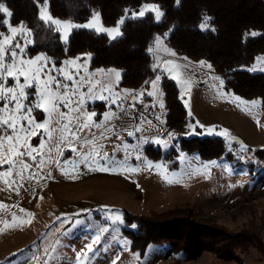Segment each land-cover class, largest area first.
<instances>
[{"label":"rangeland","instance_id":"rangeland-1","mask_svg":"<svg viewBox=\"0 0 264 264\" xmlns=\"http://www.w3.org/2000/svg\"><path fill=\"white\" fill-rule=\"evenodd\" d=\"M141 7L129 10L138 12ZM131 11L125 22L136 19L131 18ZM149 14L154 16L147 12L138 18ZM91 19L77 24H86ZM162 21L163 17L158 23ZM75 30L96 32L92 28H77L72 29L71 34ZM58 33L66 46L71 34L65 43L62 33ZM98 34L109 37L105 32ZM121 37L109 38L114 41ZM164 45L171 49L166 39ZM153 49L150 53L154 64H160L155 67L152 79L160 76L158 88L162 95L159 99L147 95V91H152L149 86L143 88L146 90L143 97L135 101L125 99L123 90L141 89L121 88V70H118L120 80L113 86V92L120 94L115 104L111 103L113 96L108 92L102 93L106 99H85L84 111L95 112L93 120L101 125L87 132L90 140L103 146L98 148L99 155L94 156L96 163L92 158L86 163L81 160L82 155L92 150L90 146L80 149V155L65 148L62 157L52 153L54 159H59V166L52 162L41 170L36 166L41 156L36 157V162L26 160L32 167L25 176L38 172L39 182L25 180L11 187L0 182V204L6 206L0 209V229H4L3 221L11 225L0 232V264H232L221 260L231 255L243 264H264V108L261 101L241 98L260 101V104L238 106L233 100L238 96L226 90L224 77L212 66L210 69L201 67L200 62L185 60L186 57L177 54L168 55L155 46ZM80 58V64L87 61L88 72L97 70L91 68L92 57L90 60L86 55ZM163 61L181 65L190 62L184 75L191 79V88L182 90L174 80L193 119L185 130H172L167 126L162 84L164 76L172 78L164 72ZM80 75H84L83 70ZM58 79L63 80V77ZM93 79L107 82L113 78L97 75ZM9 83L14 82L9 79ZM81 92L87 93L88 88H81ZM38 110L33 111V116L37 122H43L46 114L39 110L43 115L39 119ZM61 110L68 111L63 107ZM111 113H115V117L105 121V114ZM137 126L142 130L135 131ZM224 130L228 136L223 134ZM40 131L41 135L30 138V143L37 148L47 139ZM129 131L135 135L129 136ZM7 132L11 134L10 129ZM195 137L222 139L227 154L219 159L203 160L199 152L182 151V142ZM157 140L159 143L155 142ZM172 149L178 155L167 159ZM137 155L141 158L137 159ZM43 158L47 160V154ZM149 163L163 167H148ZM105 168L108 171L101 170ZM7 170V165L0 167V173ZM13 173L9 179L19 181L15 170ZM13 215L17 217L15 223ZM137 220L149 232L171 221L180 223L177 225L181 229L196 227V233L205 234L203 238L197 236L199 258L183 261L167 244L151 245L143 254L134 250L129 232L137 231L139 225L134 223ZM236 236L248 237L251 244L244 242L243 248L238 244L231 251L230 238ZM90 244L91 252L88 251ZM82 253H86L87 258Z\"/></svg>","mask_w":264,"mask_h":264},{"label":"trees","instance_id":"trees-1","mask_svg":"<svg viewBox=\"0 0 264 264\" xmlns=\"http://www.w3.org/2000/svg\"><path fill=\"white\" fill-rule=\"evenodd\" d=\"M0 3L12 13L10 23L13 26L23 22L32 29L35 43L27 49L28 58L44 54L60 66L65 60L90 53L92 69L121 70L120 87L140 90L148 88L145 81L155 76L154 57L149 48L154 46L155 37L168 33L166 44L177 55L193 62L209 63L224 77L227 91L245 100H260L264 108V74L247 71L257 58L264 57V0H179V4L177 0H48L53 17L83 23L94 12H99L107 27L116 25L125 16V9H137L144 4L158 5L164 13L160 23L152 14L127 20L122 27V37L114 41L94 31L75 30L66 46L54 27L39 19L36 0H0ZM40 3L43 4V0ZM204 16L211 18L207 30L199 27ZM4 19L7 17L0 13V21ZM0 30L7 33L2 23ZM162 87L167 126L172 130H185L193 119L183 104L176 82L164 76ZM38 113V118L42 119V112L38 110ZM180 147L188 154L199 152L203 160L219 159L227 154L225 142L220 138L195 137L183 141ZM177 155L172 149L167 159ZM134 223L139 225L137 231L128 232L132 236L133 249L141 254L151 245L167 244L183 261L199 258L197 236L203 238L205 234L196 233V227L181 229L178 222L171 221L149 232L142 222ZM230 242L231 251L238 244L241 248L244 242L251 244L248 237L241 236L230 238ZM221 260L243 264L233 255Z\"/></svg>","mask_w":264,"mask_h":264},{"label":"snow or ice","instance_id":"snow-or-ice-1","mask_svg":"<svg viewBox=\"0 0 264 264\" xmlns=\"http://www.w3.org/2000/svg\"><path fill=\"white\" fill-rule=\"evenodd\" d=\"M36 4L39 9V19L49 27L54 26L55 31L61 32L65 43L68 41L71 30L77 28H92L97 33L105 32L111 39H116L123 35L121 26L124 24L125 19L129 18V12L131 11L125 9V16L117 21L115 27L105 28L98 12L93 13L92 19L88 23L77 24L71 20H60L53 17L48 9V0H43V4L40 3V0H36ZM177 4H179V0H177ZM147 12L154 13L157 22L164 16L158 5L145 4L138 12L131 11V18L143 17ZM0 13L4 14L5 17L12 16L9 9L2 3H0ZM210 19V17L204 16L203 22L199 25L201 30L209 28L208 21ZM0 23L7 27V33L0 31V132L3 133L0 134V167L8 166L7 171L0 173V182L9 187L25 180L36 179L39 182L40 174L38 172H32L30 175L25 176V173H28L32 167L26 160L30 159L36 162V157L41 156L40 161L36 164L37 168L41 170L46 164L52 162L59 166V159H54L52 153H55L56 157H62L65 148L80 155V149L90 146L92 150L82 155L81 160L86 163L92 158L93 162L96 163L94 156L99 155L98 148L103 146L98 145L94 140H90L87 132L94 127H101V125L93 120L96 115L95 112L84 111L85 99H106L102 93L108 92L113 96L111 103L115 104L120 99V94L113 92V86L118 84L120 72L116 69H97L95 72L90 73L87 71V61L85 64L79 63L80 57L75 60L63 61L60 67H57L50 57L43 54L34 58H26L28 46L35 43L32 29L28 28L23 22L13 26L9 19H4ZM212 30L214 31V29ZM252 35H256V33H252ZM167 36L168 33H165L163 37L157 36L154 38L155 49L176 56L173 50L164 45ZM17 37H20V39H17ZM21 40H23V43H21ZM153 51V47H150L149 52ZM85 55L88 60L91 59L90 53ZM162 63L164 72L173 80H176L182 90L191 88V79L184 75V70L190 66V62L185 65L174 61H163ZM200 66L211 68V65L206 64L204 61L200 62ZM154 67H160V64ZM69 69H72V71ZM81 70H83V76L80 75ZM247 70L250 72H264V57L257 58V64ZM97 75H104L113 79H109L107 82L94 80L93 77ZM58 77H63V80L58 79ZM21 78H23V82H21ZM9 79L14 83L10 84ZM215 79L218 80L219 78L216 77ZM65 81L71 83H65ZM159 81V75L156 76L155 80L145 81V85L152 89V91H147L148 96H157V99H159V96L162 95L158 88ZM83 87L88 88L87 93L81 92ZM30 89L35 90L29 91ZM145 91L143 88L136 92L125 89L123 90L124 98H131L135 101L143 97ZM233 100L238 102V106L250 104L256 107L260 104V101H244L240 97H233ZM61 107L68 111H62ZM160 107H164L162 101H160ZM37 109L46 114V119L43 122H37L33 116V111ZM121 110L123 111L122 105ZM115 115V113L105 114V121L114 118ZM189 115H191L190 112ZM145 123L151 124L150 121H145ZM257 123H259L258 120ZM8 129L11 130V134L7 132ZM40 130L47 139L43 140L37 148L30 143V138L41 135ZM141 130L139 126L135 129L137 132ZM223 134L225 136L229 135L227 130H224ZM128 135L134 136L135 133L129 131ZM155 142L159 143L158 140ZM77 145H79V148ZM123 147L127 148V145ZM45 154L48 156L47 160L43 158ZM104 158H108L107 153H105ZM136 158L140 159L141 156L137 155ZM148 167L162 168L163 165L149 163ZM13 170H15V175L19 178V181L9 179L14 174ZM101 170L108 171L106 168ZM65 174L67 173L65 172ZM48 176L51 177L50 172ZM20 186H23V184L21 183ZM4 208L6 206L0 204V209ZM21 211L24 210L21 209ZM28 215L31 214L28 213ZM16 219L17 217L13 215V223ZM2 223L4 229H0V232L11 226L7 221ZM98 239L99 237H97ZM93 243H96V241L94 240ZM88 251H93L91 244L88 245ZM81 255L87 258L86 253Z\"/></svg>","mask_w":264,"mask_h":264}]
</instances>
